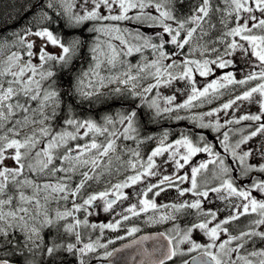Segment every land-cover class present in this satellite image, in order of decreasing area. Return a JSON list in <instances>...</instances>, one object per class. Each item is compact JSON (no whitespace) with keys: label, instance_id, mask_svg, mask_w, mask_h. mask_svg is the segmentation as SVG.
Returning a JSON list of instances; mask_svg holds the SVG:
<instances>
[{"label":"snow or ice","instance_id":"snow-or-ice-1","mask_svg":"<svg viewBox=\"0 0 264 264\" xmlns=\"http://www.w3.org/2000/svg\"><path fill=\"white\" fill-rule=\"evenodd\" d=\"M237 60L240 79L223 71ZM108 97L127 108L82 115ZM244 102L258 112L235 115ZM165 116L216 135L149 134ZM142 214L172 226L119 234ZM134 246L139 264H264V0H0V264H116Z\"/></svg>","mask_w":264,"mask_h":264},{"label":"rangeland","instance_id":"rangeland-1","mask_svg":"<svg viewBox=\"0 0 264 264\" xmlns=\"http://www.w3.org/2000/svg\"><path fill=\"white\" fill-rule=\"evenodd\" d=\"M4 2L6 3L7 0H4ZM20 23H24V21L18 22L17 24H11V27L15 28V26L19 25ZM51 50H53V49H50V51ZM145 55H147V53H145ZM132 59H133V62L135 63L136 60L139 59V54H137ZM239 67H240V64H239V61L237 60V68H235V69H231V68L230 69H225L223 71H234L235 75H236V78L240 79L244 75V72L239 71L238 70ZM221 74H222V71L221 70H217L216 75L219 76ZM211 79H213V77L203 78V77H199L197 75L198 86L205 84L207 82V80H211ZM149 82H151V81H149ZM243 90H244V88L236 86L235 91L232 92L231 95L225 94L223 96H220L219 98L215 99L212 104H206L203 107L198 108V109H193L192 111H194V112L208 111L209 109L217 107V106L221 105L222 103L226 102L228 99L232 98V96L240 94ZM104 91L107 92V91H109V89H105ZM161 91H162V93L164 95H170L171 94V89H168V88H163V89H161ZM183 98L184 97H181V99H183ZM258 110H259L258 105L254 104V103L253 104H249L248 102H244L242 104V106L240 107L239 111H237L235 113V115L239 116L241 114H244L245 112L256 113V112H258ZM180 115H190V113H185V112L182 111V112H180ZM220 115H221V120L223 121V119L225 118L224 114L221 113ZM167 118H172V117H167ZM182 121L185 122L184 123L185 125H183L184 126L183 129H182V126L180 127L181 128V132H182V130L183 131L184 130L190 131L189 129L194 127L189 120H182ZM249 123H251V122L245 121V122L242 123V125H237L235 127H243V126H245V125H247ZM197 132H202L203 134H205L208 137L209 140H211L216 135L215 133H212L208 129H204V130L197 129ZM159 135H161V134H159ZM169 139L173 140L172 139V135H169ZM255 140H259V137L255 138ZM255 140L253 142H251V143L255 144ZM130 146H133V145H130ZM152 147H155L154 143H150L148 146L142 148V152L145 154V156L150 151V149ZM205 158H207L206 154H200L196 159L200 160V159H205ZM157 162H159V158H158ZM172 171H173V169L171 167H167L166 166V171H165L164 174H169ZM118 179H123V176L118 177ZM113 182H115V180H113ZM183 186L187 187L188 185L185 184ZM125 191L129 192V193H132L133 189H126ZM253 195H257L258 198H259V194L258 193L254 192ZM177 196H178L177 192L174 189H172V190H169L166 194H162L160 197H157L156 198V202H157V204H163V203H169V202H178L177 201ZM181 199L191 200L193 198L190 195H187V196H185L184 198H181ZM213 199H214V204H205L206 208H216V207L223 208L225 206L226 202L222 203L219 200H215L214 196H213ZM133 202H135V198L134 197H133ZM124 203H125V206H126L127 202H124ZM69 207H70V204H69ZM161 211H163V209H161ZM149 214H151V212ZM226 214H227L226 212H222V213H220V217L223 218ZM89 219H90L91 222L99 223V222H108L109 220L112 219V217L109 214H107V213L101 212L99 215H93V216L89 217ZM146 219H147V216L145 214H142L141 217H139V218H132L131 220L125 222L124 228H122V230H121V232L119 234L123 235L124 234V229L126 227H130V226H133V225L140 227L141 231H145L144 233H148V232L163 231L165 228L171 227L172 223H173V222H168L166 224H160V225H148V224H146L144 222ZM246 219L247 218H241V220L238 221L237 223L243 225L246 222ZM179 222L181 223V226H183V221H179ZM137 234L138 233H136L135 235H137ZM142 234H143V232H142ZM93 235L95 236V234H93ZM115 235H117V233H113V232H110V231L106 230L105 231L104 240L106 241L109 237H114ZM130 238L131 237H128L125 240L117 241L115 245H112L110 247H117L120 244H122V243L126 242L127 240H129ZM194 238L197 239L198 242H204L206 240V238L203 236L202 233H194ZM99 251H100V253L103 252L102 249L99 250ZM92 264H105V263H104L103 260H93Z\"/></svg>","mask_w":264,"mask_h":264},{"label":"trees","instance_id":"trees-1","mask_svg":"<svg viewBox=\"0 0 264 264\" xmlns=\"http://www.w3.org/2000/svg\"><path fill=\"white\" fill-rule=\"evenodd\" d=\"M19 25L15 26L17 28ZM86 67V65H84ZM128 106L127 101H122L119 98L112 99L111 97H108L106 101H100L95 104L94 107H88L85 106L83 109H80L82 115L84 117H90L93 119L100 120L104 115L106 114H115L118 111H122L126 109ZM185 122L184 121H177L174 118H167L166 116L161 118L158 123L150 124L148 126L149 128V134L158 136L159 134H162L165 130L169 132L170 135H172V139L177 138L178 134L180 133H187L190 131H197V129H194L192 127L189 129L190 131L187 130H182L181 132V126L183 129V125ZM191 125V124H190ZM192 126V125H191ZM129 145H132V142H127ZM134 146V145H133ZM144 233L145 231H141L138 233L139 235ZM137 234V235H138ZM135 235V237L137 236ZM133 238V237H131Z\"/></svg>","mask_w":264,"mask_h":264},{"label":"water","instance_id":"water-1","mask_svg":"<svg viewBox=\"0 0 264 264\" xmlns=\"http://www.w3.org/2000/svg\"><path fill=\"white\" fill-rule=\"evenodd\" d=\"M155 233L156 232L143 233L137 236L136 238L138 239L140 236L155 234ZM130 241H127L118 247H122L124 244L129 243ZM153 244H154L153 241H146L143 247L151 250ZM132 257H135V261L132 260ZM141 258H142V255L140 254L139 247L134 246L133 248L125 249L122 253L118 255V257H115L113 259L115 260L116 264H139V261Z\"/></svg>","mask_w":264,"mask_h":264},{"label":"flooded vegetation","instance_id":"flooded-vegetation-1","mask_svg":"<svg viewBox=\"0 0 264 264\" xmlns=\"http://www.w3.org/2000/svg\"><path fill=\"white\" fill-rule=\"evenodd\" d=\"M140 235H141V234H140ZM137 236H139V234H138ZM137 236H136V237H137ZM136 237H134V238H136ZM131 239H133V238H130V239L127 240V241H130ZM127 241H126V242H127ZM124 243H125V242H124ZM122 244H123V243H122ZM122 244H120V245H122ZM120 245H119V246H120ZM117 247H118V246H117ZM104 263H105V262H104Z\"/></svg>","mask_w":264,"mask_h":264}]
</instances>
